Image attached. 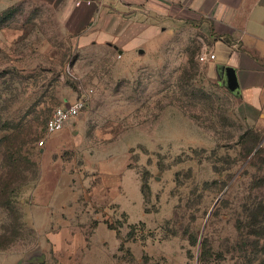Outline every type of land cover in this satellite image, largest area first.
I'll list each match as a JSON object with an SVG mask.
<instances>
[{
	"label": "rangeland",
	"instance_id": "374dc122",
	"mask_svg": "<svg viewBox=\"0 0 264 264\" xmlns=\"http://www.w3.org/2000/svg\"><path fill=\"white\" fill-rule=\"evenodd\" d=\"M204 40L186 21L142 52L78 49L49 5L0 6V253L37 244V187L97 163L122 182L103 264H264V122L198 60ZM84 92V110L48 134L53 110Z\"/></svg>",
	"mask_w": 264,
	"mask_h": 264
},
{
	"label": "crops",
	"instance_id": "0c3cea01",
	"mask_svg": "<svg viewBox=\"0 0 264 264\" xmlns=\"http://www.w3.org/2000/svg\"><path fill=\"white\" fill-rule=\"evenodd\" d=\"M15 1L0 0V6ZM37 1L56 11L60 31L78 49L142 52L167 27L197 25L244 116L264 122V0ZM104 169L109 171L96 163L94 175L87 177L57 171L52 183L37 187L31 212L38 242L23 252L0 253V264H103L108 240L99 230L113 232L114 249L119 241L106 224V211L112 203L122 207L115 198L121 193L120 175Z\"/></svg>",
	"mask_w": 264,
	"mask_h": 264
},
{
	"label": "built area",
	"instance_id": "2783aa9c",
	"mask_svg": "<svg viewBox=\"0 0 264 264\" xmlns=\"http://www.w3.org/2000/svg\"><path fill=\"white\" fill-rule=\"evenodd\" d=\"M215 59V55L210 53H202L198 55V60L200 62H206ZM90 94L88 92H84L78 99L72 102H66L63 105L55 108L48 118L45 129L48 134L57 132L63 129L66 124L75 119L85 108L87 100ZM44 140H40L39 144L43 145Z\"/></svg>",
	"mask_w": 264,
	"mask_h": 264
},
{
	"label": "trees",
	"instance_id": "16d2710c",
	"mask_svg": "<svg viewBox=\"0 0 264 264\" xmlns=\"http://www.w3.org/2000/svg\"><path fill=\"white\" fill-rule=\"evenodd\" d=\"M48 120V119H47ZM47 122V121H46ZM45 125H46V123H45ZM106 221V224H107V226L109 227V228H112V229H114V227H112L111 225H110V223H108V221L107 220H105Z\"/></svg>",
	"mask_w": 264,
	"mask_h": 264
},
{
	"label": "bare ground",
	"instance_id": "6f19581e",
	"mask_svg": "<svg viewBox=\"0 0 264 264\" xmlns=\"http://www.w3.org/2000/svg\"><path fill=\"white\" fill-rule=\"evenodd\" d=\"M240 247H241V246H240ZM240 249H241V248H240ZM240 249H239V250H240ZM244 250H245V249H244ZM239 254H240V253H239ZM256 255H257V254H256ZM223 257H224V256H223ZM242 257H243V256H242ZM257 257H258V256H257ZM252 260H253V259H252ZM250 261H251V260H250ZM248 263H249V262H248Z\"/></svg>",
	"mask_w": 264,
	"mask_h": 264
},
{
	"label": "water",
	"instance_id": "95a60500",
	"mask_svg": "<svg viewBox=\"0 0 264 264\" xmlns=\"http://www.w3.org/2000/svg\"><path fill=\"white\" fill-rule=\"evenodd\" d=\"M264 141V138L262 139V141L260 142V144Z\"/></svg>",
	"mask_w": 264,
	"mask_h": 264
}]
</instances>
